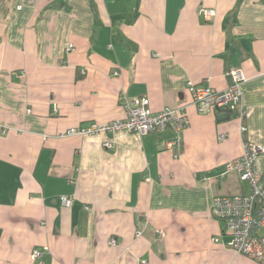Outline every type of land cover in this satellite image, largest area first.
Instances as JSON below:
<instances>
[{"label": "crops", "instance_id": "0c3cea01", "mask_svg": "<svg viewBox=\"0 0 264 264\" xmlns=\"http://www.w3.org/2000/svg\"><path fill=\"white\" fill-rule=\"evenodd\" d=\"M230 68L245 133L190 91L227 89ZM143 97L189 126L67 134ZM244 141L264 177V0H0V264H259L211 213L249 190L220 175Z\"/></svg>", "mask_w": 264, "mask_h": 264}, {"label": "built area", "instance_id": "2783aa9c", "mask_svg": "<svg viewBox=\"0 0 264 264\" xmlns=\"http://www.w3.org/2000/svg\"><path fill=\"white\" fill-rule=\"evenodd\" d=\"M203 13L207 20H211L215 15L212 9H203ZM71 48L72 45L68 49L71 50ZM228 75L231 82L229 87L223 91L191 84L190 91L193 102L201 113H208L215 109L236 112L237 117L242 121L240 130L245 133L247 126L243 121H245L246 112L242 106L243 91L241 87L245 76L238 68H230ZM149 105L148 98L137 99L134 101V105L129 107L126 119L70 128L67 134L93 135L120 130L144 134L164 131L171 126L183 129L190 124L184 107L153 112ZM220 138L224 140L226 136L222 134ZM104 146L112 148L113 144L106 142ZM260 152L261 148L256 144L249 141L243 142L242 156L229 163L220 175L232 171L237 172L241 181L248 183L249 190L241 194L215 197L211 213L226 225L225 231L230 238L226 247L259 264H264V177L258 170ZM61 199L66 207L72 206L73 197L62 196ZM215 241L218 240L215 239ZM111 242L114 243V241ZM38 254L40 252L36 251L35 256Z\"/></svg>", "mask_w": 264, "mask_h": 264}, {"label": "trees", "instance_id": "16d2710c", "mask_svg": "<svg viewBox=\"0 0 264 264\" xmlns=\"http://www.w3.org/2000/svg\"><path fill=\"white\" fill-rule=\"evenodd\" d=\"M230 113H233V114H235V115L237 116V113H236V112H232V111H231Z\"/></svg>", "mask_w": 264, "mask_h": 264}]
</instances>
